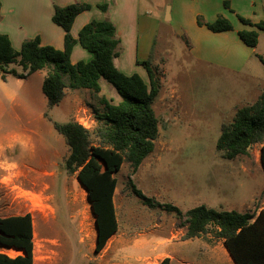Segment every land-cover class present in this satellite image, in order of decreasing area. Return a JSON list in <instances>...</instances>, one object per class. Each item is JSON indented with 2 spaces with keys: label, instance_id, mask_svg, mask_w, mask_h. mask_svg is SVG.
I'll return each instance as SVG.
<instances>
[{
  "label": "rangeland",
  "instance_id": "374dc122",
  "mask_svg": "<svg viewBox=\"0 0 264 264\" xmlns=\"http://www.w3.org/2000/svg\"><path fill=\"white\" fill-rule=\"evenodd\" d=\"M158 12L160 23L152 57L162 85L153 105L159 119V135L154 151L135 173L124 163L114 174L118 180L114 200L121 232L129 238L147 234L153 242L148 248L151 253L136 248L127 251V246L122 245L118 249L125 250L112 255L105 252L106 246L100 252L95 251L97 230L90 238L82 233L81 203L76 191L83 186L76 173L69 174L65 168L69 148L53 125L55 121L83 117L95 121L93 130L98 125L95 111L102 107L99 97L104 95L116 103L121 100L120 94L101 78L103 93L95 95L90 89L67 87L62 102L49 108L41 86L43 76L37 73L31 76L35 92H32L30 111H13L7 122L30 128L27 134L31 148L35 147V158H29V165L39 167V157H46L47 164L41 165L38 173L30 170L26 177L12 167L0 175V217L26 213L32 216L34 264H106L117 260L156 264L167 258L154 250L156 243L159 240L171 243L175 238L170 231L186 225L185 216L168 211L166 204L182 211L202 204L251 212L264 208L261 144L254 145L248 155L235 159L223 158L216 148L222 123L231 121L238 107L253 103L256 91H264V63L257 56L260 53L264 57V36L258 51L241 71L212 67L189 53L185 37L175 34L176 21L167 19V8ZM123 57L128 59L129 54ZM133 57L136 65L129 61L135 67L129 69L130 75L141 74L148 82L146 69L137 64L136 53ZM44 72L47 69L41 73ZM64 80L69 83V76L64 75ZM132 185L150 202L136 196ZM88 203L91 208L89 199ZM209 236L213 234L208 233ZM213 240L206 239L211 247L216 245ZM194 249L181 251L172 264H225L221 256L205 257V249ZM17 253L8 252L11 256Z\"/></svg>",
  "mask_w": 264,
  "mask_h": 264
},
{
  "label": "trees",
  "instance_id": "16d2710c",
  "mask_svg": "<svg viewBox=\"0 0 264 264\" xmlns=\"http://www.w3.org/2000/svg\"><path fill=\"white\" fill-rule=\"evenodd\" d=\"M98 6L107 9L106 4ZM90 8L88 3L55 6L52 20L65 32L62 50L43 45L39 37L23 41L20 49L16 50L9 36L0 32V73L3 79L5 73L18 75L14 69H8L11 64L19 65L28 74L47 69L42 90L49 108L62 102L67 87L72 90L90 89L98 95L102 89L101 78L110 82L120 94L118 103H113L104 95L99 97L102 107L95 111L98 125L93 130L86 129L75 119L53 122L69 148L65 168L69 174L76 173L91 202L97 227L95 251L100 252L118 230L114 204L118 180L114 174L124 163L129 164L131 172L135 173L154 151L159 135V119L153 105L162 85L158 67L153 65L151 57L137 60V64L146 69L148 83L138 73L127 75L118 69L114 60L118 56L120 40L111 21L92 20L80 29L77 39L72 36L75 18ZM240 20L264 30V22L253 24L242 17ZM199 24L204 23L199 20ZM205 25L214 32L233 29L230 20L223 16ZM239 36L247 45L255 47L259 31L241 30ZM77 43L92 54L89 61L72 63L71 55ZM260 60L264 63L262 56ZM64 75L69 76V83L64 80ZM256 144H261L260 160L264 170V91L253 103L238 107L231 121L222 123L216 148L223 158L235 159L248 155ZM132 189L136 196L150 202L135 185ZM165 208L179 217L185 216L184 240L212 233L224 240L235 264H264V208L258 212H239L202 204L184 213L170 203ZM33 239L30 213L0 217V245L23 251V254L14 257L0 252V264H34ZM168 262L169 258H164L158 264Z\"/></svg>",
  "mask_w": 264,
  "mask_h": 264
},
{
  "label": "crops",
  "instance_id": "0c3cea01",
  "mask_svg": "<svg viewBox=\"0 0 264 264\" xmlns=\"http://www.w3.org/2000/svg\"><path fill=\"white\" fill-rule=\"evenodd\" d=\"M0 2V32L9 36L16 50L20 49L23 41L35 37H39L43 45L62 50L65 32L52 20L55 6H66L72 3L90 4V9L75 18L71 29L72 36L77 39L80 29L92 20L111 21L116 28V36L120 40L117 47L118 54L122 53L115 58L114 62L118 69L127 75H130L129 69L135 68L129 65V61L134 64L133 58L136 59L133 57L134 53L139 60H146L150 57L153 60V49L160 23L158 11L161 8H167L166 15L169 21H176L175 34L181 38L185 37L186 49L189 50V53L197 61L212 67L235 72L241 71L249 62L250 56H254L258 51L262 36H264V30L240 20L242 17L253 24L264 22V0H0ZM101 4H106L107 9H101L98 6ZM219 16L230 20L233 29L220 32L209 30L205 23L213 22ZM199 20L204 24H199ZM252 29L259 31L258 43L255 47L247 45L239 36V31ZM125 53L129 54L128 59L123 57ZM261 55L257 53L258 57ZM91 58L92 54L82 48L80 44L77 43L74 46L71 55L72 63H77L80 60L89 61ZM18 68L21 67L17 64L9 65L8 69H14L18 75L5 73V79L0 73V175L4 173L5 169L12 167V169L17 168L26 177L31 173L30 170L38 173L40 168L45 167L47 158L39 157L38 165H42V167L29 165V158H35V147L31 148L30 136L27 134L30 128L25 125L15 127L12 123L7 122L9 120L7 117L12 118L13 111H30L32 92H35V89L32 88L31 76L37 73L42 74L44 80L47 72L41 73L42 70H39L28 74L27 71ZM142 78L145 80L144 76ZM101 92L103 93L102 89ZM261 93L262 91H256L255 99ZM83 189L85 188L77 189L76 196ZM116 191L117 188L114 196ZM17 215L23 214L9 216ZM116 216L118 220L117 209ZM185 231L186 225L175 227L170 231L171 237H174L175 240L171 243L159 240L154 246V250L160 251L169 258V264H172L177 259V255L184 250H193L194 248V250L205 249L207 252L205 257L207 255L211 258L221 256L225 264H235L223 239L214 236L207 237V234H203L184 240ZM139 235L134 238L127 237L125 233L121 232L118 220V230L110 236L105 252H108L109 255L116 251L121 252L125 250L118 249L122 245L127 246V251L130 248H136L145 251L146 254L151 253L148 248L153 245V242L146 237L147 234L139 233ZM207 238H214L212 242L216 245L213 247L208 245ZM11 250H16L18 255L23 254L21 249L0 245V252L8 254ZM120 255L123 254L120 253ZM110 263L134 264L125 260L106 264Z\"/></svg>",
  "mask_w": 264,
  "mask_h": 264
},
{
  "label": "bare ground",
  "instance_id": "6f19581e",
  "mask_svg": "<svg viewBox=\"0 0 264 264\" xmlns=\"http://www.w3.org/2000/svg\"><path fill=\"white\" fill-rule=\"evenodd\" d=\"M77 200L81 203L79 214L81 216L82 233L89 238L95 236L97 227L94 220V214L88 203L85 189L78 193Z\"/></svg>",
  "mask_w": 264,
  "mask_h": 264
},
{
  "label": "built area",
  "instance_id": "2783aa9c",
  "mask_svg": "<svg viewBox=\"0 0 264 264\" xmlns=\"http://www.w3.org/2000/svg\"><path fill=\"white\" fill-rule=\"evenodd\" d=\"M76 121L81 124L83 127H85L86 129H89L91 130L92 128V124L95 122L94 120H91L90 122L85 118L81 117V118H78L76 119Z\"/></svg>",
  "mask_w": 264,
  "mask_h": 264
}]
</instances>
